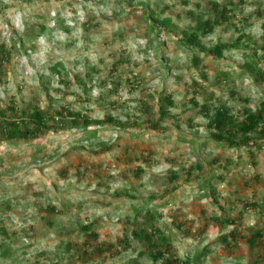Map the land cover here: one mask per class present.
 <instances>
[{
	"label": "rangeland",
	"instance_id": "1",
	"mask_svg": "<svg viewBox=\"0 0 264 264\" xmlns=\"http://www.w3.org/2000/svg\"><path fill=\"white\" fill-rule=\"evenodd\" d=\"M212 1L234 16L202 45L243 36L221 58L177 40L198 16L213 17ZM263 43L264 0H0V47L10 51L0 108L68 107L134 124L0 145V264H161L140 256L132 236L148 227L147 209L181 259L206 250L196 264H264V142L236 149L212 140L201 109L239 113L264 102V57L261 76L246 71L244 56ZM161 95L174 100L163 120ZM223 214L236 222L221 228L213 217ZM86 223L97 238L81 231ZM233 230L227 247L221 237Z\"/></svg>",
	"mask_w": 264,
	"mask_h": 264
},
{
	"label": "trees",
	"instance_id": "2",
	"mask_svg": "<svg viewBox=\"0 0 264 264\" xmlns=\"http://www.w3.org/2000/svg\"><path fill=\"white\" fill-rule=\"evenodd\" d=\"M211 11L213 17L198 16L195 20V25L190 30H183L182 35L177 39L178 43L184 47L198 48L207 55L221 58L224 51L229 48H237L243 36L240 35L238 41L233 43H217L214 46L206 47L202 45L201 39L208 36L218 25L233 19V8L227 4H221L218 1L211 2ZM153 23L162 25L165 30L172 25L171 19L168 17L159 19L151 15ZM154 30H156L154 28ZM158 34L160 31H157ZM171 35L170 31H165ZM177 36V35H176ZM251 40L248 37V41ZM258 49L264 51V43L259 47H254L252 53H244L248 59L245 63L247 72H256L262 76L261 67L257 61L263 55L258 54ZM10 51L5 45L0 47V62L9 60ZM197 60L196 57L194 58ZM159 114L160 120L165 119L169 112V108L174 106V100L171 96L161 95L159 98ZM195 104H198L195 102ZM201 109L207 118V130L212 140L226 145L229 148H247L252 149L256 145L264 142V102H261L257 107H244L239 113H235L225 105H218L210 108L207 105H202ZM107 124L115 125L121 128L134 126L129 121H122L113 116H107L104 119H94L80 111L61 107L57 111L50 112V109H41L39 107L19 109L15 106L0 108V145L5 143L8 146L17 145L20 142H30L45 136L49 132L58 131L60 129L68 130L75 129L87 132L90 127L106 126ZM153 129H158V125H150ZM197 168H201L200 162H197ZM191 166L188 176L192 169ZM142 172V171H141ZM213 177V176H212ZM173 181L176 176H172ZM208 185L213 186L211 179L208 180ZM213 188V187H212ZM213 188V193L215 194ZM216 201V198H214ZM138 215L136 216V218ZM213 220L221 226L227 228L230 224L236 222V218L229 214H223L222 217L215 216ZM143 221L148 224L145 228H135L132 230V236L138 240L144 249L139 252L140 256L147 255L153 262H161V264H196L206 256L207 251H200L192 259H181L174 252L173 242L162 229H160L155 221L156 214L147 209L143 216ZM81 231L91 238H97V233L93 229V223H86L80 226ZM263 236V232L258 230L246 239L250 248H255L258 245V238ZM236 237L235 231H231L228 235L221 237V242L228 247L231 241Z\"/></svg>",
	"mask_w": 264,
	"mask_h": 264
}]
</instances>
